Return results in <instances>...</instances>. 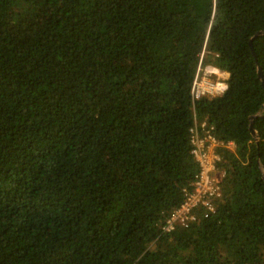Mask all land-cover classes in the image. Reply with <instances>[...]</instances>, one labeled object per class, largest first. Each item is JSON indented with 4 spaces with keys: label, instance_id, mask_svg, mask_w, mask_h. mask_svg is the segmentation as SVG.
Wrapping results in <instances>:
<instances>
[{
    "label": "trees",
    "instance_id": "16d2710c",
    "mask_svg": "<svg viewBox=\"0 0 264 264\" xmlns=\"http://www.w3.org/2000/svg\"><path fill=\"white\" fill-rule=\"evenodd\" d=\"M262 30L264 0H0V264H264ZM196 121L234 148L167 230Z\"/></svg>",
    "mask_w": 264,
    "mask_h": 264
},
{
    "label": "built area",
    "instance_id": "2783aa9c",
    "mask_svg": "<svg viewBox=\"0 0 264 264\" xmlns=\"http://www.w3.org/2000/svg\"><path fill=\"white\" fill-rule=\"evenodd\" d=\"M226 72L211 65L199 63L195 79L192 84V98L212 97L222 93L226 89L224 79ZM190 140L192 155L200 166V170L194 182L193 191L186 195L180 207L175 210L166 222V229L173 228L175 223L186 226L195 219L193 209L199 205L208 210L214 209L212 198L220 194L218 184V162L221 160L217 148L225 146L234 148V142L223 143L213 133V128L205 121H196L190 128Z\"/></svg>",
    "mask_w": 264,
    "mask_h": 264
},
{
    "label": "water",
    "instance_id": "95a60500",
    "mask_svg": "<svg viewBox=\"0 0 264 264\" xmlns=\"http://www.w3.org/2000/svg\"><path fill=\"white\" fill-rule=\"evenodd\" d=\"M264 34V30H262V31H259V32H257L255 35H254V38L255 37H258V36H260V35H263ZM251 45V44H250ZM253 51V50H252ZM253 54H254V56H255V53H254V51H253ZM258 77L261 79V81H262V85L264 86V78H263V75H262V72H261V69H260V67L258 66ZM252 132H253V135L255 136V137H257V134H256V132L252 129Z\"/></svg>",
    "mask_w": 264,
    "mask_h": 264
},
{
    "label": "crops",
    "instance_id": "0c3cea01",
    "mask_svg": "<svg viewBox=\"0 0 264 264\" xmlns=\"http://www.w3.org/2000/svg\"><path fill=\"white\" fill-rule=\"evenodd\" d=\"M228 77V73H226V78Z\"/></svg>",
    "mask_w": 264,
    "mask_h": 264
}]
</instances>
